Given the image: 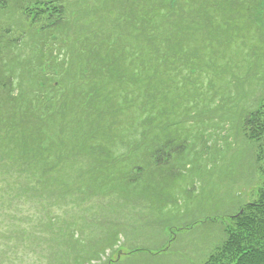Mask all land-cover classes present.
<instances>
[{"label":"rangeland","instance_id":"374dc122","mask_svg":"<svg viewBox=\"0 0 264 264\" xmlns=\"http://www.w3.org/2000/svg\"><path fill=\"white\" fill-rule=\"evenodd\" d=\"M28 1L5 0L6 6L0 5V26L10 29L0 45V68L26 88L32 71L53 76L68 66L70 57L63 49L70 51L72 45L71 35L61 42L66 35L45 40L33 34L30 21L17 8ZM60 1H65L68 17L81 20L77 23L82 24L70 27L72 33L83 31L94 20L100 4V0ZM241 24L244 39L233 35L230 56L216 62L223 49L215 42L218 32L212 36L202 32V42L211 37L213 48L204 45L199 55L212 63L201 62L203 68L196 75L185 72L186 79L169 78L167 111L160 109L156 128L154 123L151 127L161 139L155 142L152 131V140L143 148L155 149L171 135L175 152L171 158H176L161 156L167 160L163 167L151 163L152 171L149 167L129 176L117 161L124 158L127 169L126 159L137 152L131 160L137 162L129 164L146 162L142 148L133 149L143 143L145 125L138 111L128 109L116 116L121 121L117 126L109 124L105 114L76 125L82 133L88 127L94 131V121H103L97 129L100 143L118 129L115 139L122 143L111 148L116 160L105 174L116 173L125 187L96 191L89 186L92 170L88 168L103 148L91 155L74 151L69 159H60L59 182L50 186V194L40 195L39 190L24 194L18 191L24 177L2 175L0 197L6 201L0 203L5 209L0 212V264H205L224 239L228 217L255 200L263 188L258 143L245 135L243 120L264 107V10L245 17ZM14 39L19 41L11 42ZM53 55L58 56L55 71L49 69ZM100 111L107 113L104 108ZM73 112H68L65 122H70ZM131 117L132 123L124 122ZM81 145L90 146V140ZM126 150L127 155L121 154ZM60 177L69 181L68 187ZM135 177L137 185L127 186ZM11 184L17 186L15 190Z\"/></svg>","mask_w":264,"mask_h":264},{"label":"trees","instance_id":"16d2710c","mask_svg":"<svg viewBox=\"0 0 264 264\" xmlns=\"http://www.w3.org/2000/svg\"><path fill=\"white\" fill-rule=\"evenodd\" d=\"M28 3L17 8L30 21L34 35L38 33L45 40L66 35L61 42L72 36L71 50L63 49L66 58L70 57L68 66L58 69L53 74L57 76L55 79L50 73L41 75L32 71L31 84L26 88L18 85L14 74L8 75L0 68V180L5 174L16 179L24 177L19 179L24 183H19L18 191L29 194L39 190L40 195L50 194V186L59 182L60 159H69L74 151L93 154L102 148L99 154H94L98 159L88 168L92 170L90 186L96 191L125 187L116 176L105 174L114 162L111 148L122 142L112 136L106 142L98 141L101 136L97 129L103 121H94L95 132L88 127L81 133L76 125H82L83 119L91 123L96 114L100 118L105 114L106 121L117 126L121 121L116 116L132 109L140 113V121L145 125L146 139L140 148L148 146L153 121L158 119L156 114L160 109L167 111L169 78L178 75L186 79L185 72L196 75L203 68L201 62L212 63L199 55L204 45L213 48L211 37L203 44L202 32L210 36L218 32L215 42L223 48L216 59L219 62L231 55L233 35L244 39L245 27L241 24L244 18L260 15L264 10L263 0H114L113 3L100 0L94 20L83 29L86 32L72 33L70 27L80 19L66 15L65 1ZM0 5L5 7V0H0ZM42 20L45 23L36 27ZM3 27L0 26V45L10 30ZM221 30L234 31L229 34ZM52 58L49 69L55 71L58 56ZM102 108L107 113L101 112ZM70 110L74 111L72 118L65 122ZM133 120L131 117L124 122ZM243 131L258 143L257 160L264 180V107L246 114ZM153 138L159 136L155 134ZM87 139L90 146L81 145ZM163 141L166 142L162 148L150 150L148 155L165 152L172 139L167 136ZM72 165L75 168L74 162ZM134 167L127 165L126 175L131 176ZM60 180L68 187V180L61 177ZM135 181L136 177L127 186H134ZM3 187L0 183V190ZM11 187L15 190L17 186ZM262 187L255 200L230 216L224 227V239L205 264H264V184ZM3 201L6 200L0 197V203Z\"/></svg>","mask_w":264,"mask_h":264}]
</instances>
